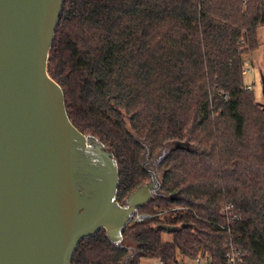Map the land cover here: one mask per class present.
Returning a JSON list of instances; mask_svg holds the SVG:
<instances>
[{"label": "trees", "instance_id": "obj_1", "mask_svg": "<svg viewBox=\"0 0 264 264\" xmlns=\"http://www.w3.org/2000/svg\"><path fill=\"white\" fill-rule=\"evenodd\" d=\"M260 27L264 0H64L48 71L72 123L114 153L121 204L157 157L161 180L119 245L101 229L73 264H225L232 245L264 264V111L245 82Z\"/></svg>", "mask_w": 264, "mask_h": 264}, {"label": "water", "instance_id": "obj_2", "mask_svg": "<svg viewBox=\"0 0 264 264\" xmlns=\"http://www.w3.org/2000/svg\"><path fill=\"white\" fill-rule=\"evenodd\" d=\"M63 4L0 0V264H73L101 229L119 245L136 209L161 194L157 157L121 204L114 153L72 123L48 71Z\"/></svg>", "mask_w": 264, "mask_h": 264}, {"label": "rangeland", "instance_id": "obj_3", "mask_svg": "<svg viewBox=\"0 0 264 264\" xmlns=\"http://www.w3.org/2000/svg\"><path fill=\"white\" fill-rule=\"evenodd\" d=\"M259 39L261 45L259 48L254 51L251 55L247 57V65L245 72V82L250 84L254 88L257 101L260 103V106L264 104V94H263V85H264V27H260L258 31ZM150 169H154L151 163H147ZM166 239H170V235H165ZM142 264H151V258H143L141 260Z\"/></svg>", "mask_w": 264, "mask_h": 264}, {"label": "built area", "instance_id": "obj_4", "mask_svg": "<svg viewBox=\"0 0 264 264\" xmlns=\"http://www.w3.org/2000/svg\"><path fill=\"white\" fill-rule=\"evenodd\" d=\"M247 88L251 89L252 85L249 84ZM229 213L231 212L229 211ZM148 216H149L148 213L140 212L138 209H136L133 219L140 221ZM242 255H243L242 250L232 245L226 254L225 264H244L242 262ZM151 259H152L151 264H165V261L161 258L158 259L151 258ZM173 264H217V263H215L211 259V257L208 256L207 254H198L195 256H180Z\"/></svg>", "mask_w": 264, "mask_h": 264}]
</instances>
